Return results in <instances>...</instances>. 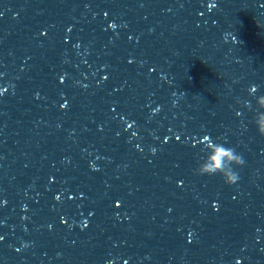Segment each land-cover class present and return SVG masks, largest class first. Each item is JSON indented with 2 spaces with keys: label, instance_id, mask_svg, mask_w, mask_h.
<instances>
[{
  "label": "clouds",
  "instance_id": "clouds-1",
  "mask_svg": "<svg viewBox=\"0 0 264 264\" xmlns=\"http://www.w3.org/2000/svg\"><path fill=\"white\" fill-rule=\"evenodd\" d=\"M257 91L256 86H251L249 89L251 95H254ZM254 98L255 109H253L251 101L246 100L243 103L249 110L254 111L252 123L256 127L257 134L264 136V95L254 96ZM202 143L204 145V155L194 169L195 174L201 176L219 174L228 186L237 184L240 180L237 169L244 167L246 164L243 154L239 153L235 147L229 146L226 141L219 142L208 135L203 137Z\"/></svg>",
  "mask_w": 264,
  "mask_h": 264
}]
</instances>
